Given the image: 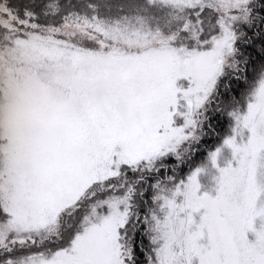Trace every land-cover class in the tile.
I'll use <instances>...</instances> for the list:
<instances>
[{
    "label": "snow or ice",
    "instance_id": "snow-or-ice-1",
    "mask_svg": "<svg viewBox=\"0 0 264 264\" xmlns=\"http://www.w3.org/2000/svg\"><path fill=\"white\" fill-rule=\"evenodd\" d=\"M0 264H264V0H0Z\"/></svg>",
    "mask_w": 264,
    "mask_h": 264
}]
</instances>
